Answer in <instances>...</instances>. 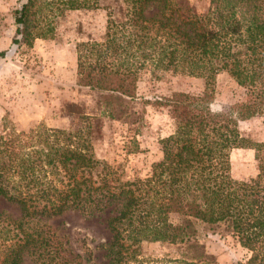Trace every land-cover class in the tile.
I'll return each instance as SVG.
<instances>
[{
    "label": "trees",
    "instance_id": "16d2710c",
    "mask_svg": "<svg viewBox=\"0 0 264 264\" xmlns=\"http://www.w3.org/2000/svg\"><path fill=\"white\" fill-rule=\"evenodd\" d=\"M82 9L106 11L102 40L79 42L76 53L77 85L103 94L107 118L134 124L126 104L145 71L203 78L205 89L155 101L173 128L159 140L162 158L143 179L123 181L96 157L95 117L83 116L77 130L4 128L0 198L20 217L0 212V264L91 263L92 250L74 249L48 224L71 211L112 214L102 246L108 264L134 262L143 242L176 247L181 264H218L201 241L215 230L250 253L236 264H264V142L245 138L238 125L264 116V0H209L203 13L187 0H19L12 44L32 48L37 39L52 40L59 20ZM222 73L249 89L248 99L230 113L200 109L214 98ZM129 144L127 152L139 148L133 137ZM240 148L253 149L257 162L256 176L243 181L231 176L230 153Z\"/></svg>",
    "mask_w": 264,
    "mask_h": 264
},
{
    "label": "rangeland",
    "instance_id": "374dc122",
    "mask_svg": "<svg viewBox=\"0 0 264 264\" xmlns=\"http://www.w3.org/2000/svg\"><path fill=\"white\" fill-rule=\"evenodd\" d=\"M110 3L112 0H102ZM177 2L186 0H175ZM203 13L209 0H187ZM19 0H0V133L11 126L19 131L44 126L52 129L77 130L83 116L98 122L100 134L92 141L96 157L113 166L123 181L143 179L151 165L162 158L159 140L173 128L171 115L155 101L170 97L174 92L202 95L203 78L167 71H145L139 76L136 98L126 106L133 125L122 118H107L102 114L103 94L77 85L76 44L102 40L106 28V11L75 10L59 20L52 40L37 39L32 48L13 45L16 26L13 11ZM214 98L199 104L200 109L212 113H230L232 106L245 102L249 89L242 88L226 73L214 80ZM241 134L253 142H264V116L239 121ZM132 131H129V129ZM139 148L127 152L131 138ZM231 176L237 181L248 180L257 174L253 149H233L230 153ZM0 212L19 219L20 212L0 198ZM112 214L85 216L66 212L48 221L64 241L81 248L86 245L93 253L89 264H108L105 249L110 240L106 221ZM63 241V242H64ZM201 241L218 264L244 262L250 253L242 248L237 238L220 230L203 232ZM67 248V245H66ZM139 255L129 264H181L174 246L143 242Z\"/></svg>",
    "mask_w": 264,
    "mask_h": 264
}]
</instances>
